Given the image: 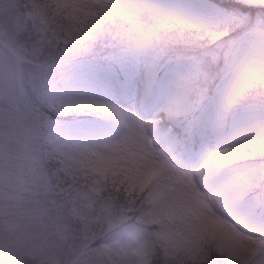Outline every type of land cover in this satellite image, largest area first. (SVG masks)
<instances>
[{
	"label": "snow or ice",
	"instance_id": "1",
	"mask_svg": "<svg viewBox=\"0 0 264 264\" xmlns=\"http://www.w3.org/2000/svg\"><path fill=\"white\" fill-rule=\"evenodd\" d=\"M0 264H264V0H0Z\"/></svg>",
	"mask_w": 264,
	"mask_h": 264
}]
</instances>
